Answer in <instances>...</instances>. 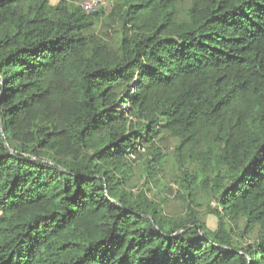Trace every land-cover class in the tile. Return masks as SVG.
I'll use <instances>...</instances> for the list:
<instances>
[{
    "label": "trees",
    "instance_id": "trees-1",
    "mask_svg": "<svg viewBox=\"0 0 264 264\" xmlns=\"http://www.w3.org/2000/svg\"><path fill=\"white\" fill-rule=\"evenodd\" d=\"M84 1L0 0V264H264V0Z\"/></svg>",
    "mask_w": 264,
    "mask_h": 264
},
{
    "label": "rangeland",
    "instance_id": "rangeland-1",
    "mask_svg": "<svg viewBox=\"0 0 264 264\" xmlns=\"http://www.w3.org/2000/svg\"><path fill=\"white\" fill-rule=\"evenodd\" d=\"M108 7H109V3L105 1L104 5H102L98 10L99 16H104ZM204 222L207 225V227L211 230H215L217 228V219L211 215L205 216Z\"/></svg>",
    "mask_w": 264,
    "mask_h": 264
},
{
    "label": "built area",
    "instance_id": "built-area-1",
    "mask_svg": "<svg viewBox=\"0 0 264 264\" xmlns=\"http://www.w3.org/2000/svg\"><path fill=\"white\" fill-rule=\"evenodd\" d=\"M106 0H85L82 3L83 10L88 14H93L99 10V8L104 5Z\"/></svg>",
    "mask_w": 264,
    "mask_h": 264
},
{
    "label": "water",
    "instance_id": "water-1",
    "mask_svg": "<svg viewBox=\"0 0 264 264\" xmlns=\"http://www.w3.org/2000/svg\"><path fill=\"white\" fill-rule=\"evenodd\" d=\"M4 141H5V139H4Z\"/></svg>",
    "mask_w": 264,
    "mask_h": 264
}]
</instances>
